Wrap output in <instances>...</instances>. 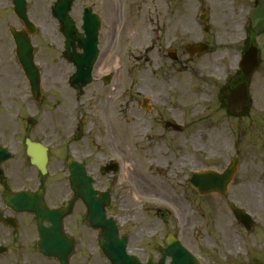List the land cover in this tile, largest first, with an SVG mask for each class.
<instances>
[{
    "label": "flooded vegetation",
    "instance_id": "flooded-vegetation-1",
    "mask_svg": "<svg viewBox=\"0 0 264 264\" xmlns=\"http://www.w3.org/2000/svg\"><path fill=\"white\" fill-rule=\"evenodd\" d=\"M138 1L139 6L130 5ZM179 3L173 6L174 0H149L146 4L145 0H97L88 6L111 16L112 31H119L123 16L136 8V22L143 29L149 27L153 33L164 36L162 47H151V70L153 74L159 70L160 78H167L178 66L198 77L205 72L202 79H212L213 85H217L221 107L226 108L223 97L243 83L249 99L247 108L255 106L254 100L261 99L264 104V0H179ZM76 8L77 2L70 7L71 15ZM109 36L113 40L115 34ZM64 41L59 32L55 54L47 53L46 45L32 41L33 64L39 76L35 89L15 56L14 41L0 39V264H108L98 246L100 234L86 225L76 230L77 203L61 220L60 231L57 229L71 195L68 183L62 182L70 159L81 163L88 174L101 171L108 162L104 160L110 155L108 149L118 151L125 161L121 136L110 143L111 138L102 142L100 134H90L91 139L84 137L79 148L77 136L69 135L71 128L83 125L93 133L94 111L100 115L96 126L105 122L108 95L89 93L86 89L93 80L81 89L70 86L69 78L75 68L63 58ZM187 44L203 45L205 52L191 54ZM74 45L77 52V42ZM253 56L258 65L246 75L249 67L239 66V61L244 57L250 61ZM110 77L114 83L115 75ZM148 87L153 101L149 115L163 124L166 121L163 117L173 109L169 105L157 108L160 91L153 82ZM254 91L256 97L252 95ZM63 111L68 115L64 120L69 132L66 135ZM138 114L142 116L143 111ZM135 139L137 150L133 160L142 170L151 160L153 146L157 151L159 144L155 141L149 145L153 140L149 135H136ZM178 163L183 165L182 161ZM128 248L141 264H157V242L149 247L129 244ZM53 251L56 255H51Z\"/></svg>",
    "mask_w": 264,
    "mask_h": 264
},
{
    "label": "rangeland",
    "instance_id": "rangeland-1",
    "mask_svg": "<svg viewBox=\"0 0 264 264\" xmlns=\"http://www.w3.org/2000/svg\"><path fill=\"white\" fill-rule=\"evenodd\" d=\"M96 1L89 0L86 3L95 4ZM146 1L149 0H145V4ZM51 2L27 0V7L29 18L39 28L33 40L46 45L47 53L55 54L57 34L48 12ZM82 4L79 1L77 8L72 10L78 23ZM140 4L138 1L130 5ZM136 10L132 9L129 15L123 17L122 25L128 26L122 31H112L109 24L111 16L100 13L103 18L99 35L101 56L93 74V83L86 90L91 94L108 95V114L105 122L96 126L100 115L97 111L93 112V133L88 132L85 125L77 131L76 126L71 128L69 135L76 133L79 148L82 147L81 141H85L84 137L88 136L86 139L90 140V134H100L102 142L111 138L110 143L125 135L121 147L125 145L124 150H134L132 137L142 131V126L157 129V123L150 122L151 117L144 115L142 118L135 115L134 111L142 97L138 89L141 94L147 95L151 76L144 55L141 57L140 53L141 46H145L147 41L142 38L143 27L136 22ZM8 26L18 28L20 23L11 11L10 0H0V39H9ZM110 34H115L113 40ZM106 70L116 75L111 86L101 83V72ZM203 74L205 72L198 77L196 74L175 71L169 75V79H164L166 82L161 84L159 90L164 95L159 96L162 102L174 108L166 118L183 121L185 130L181 133L171 131L163 136H158L159 133L155 135L157 144H160L157 151L153 146L150 172L137 175L134 183L123 181V177L129 176L128 173L111 177L108 187L113 192V206L108 215H113V210L125 213L116 204L120 201L121 206L127 204L129 210L126 211V217L132 221L123 223L121 219H116L120 224V233L131 234L130 246L135 243L140 246L142 242L143 246L148 247L151 243H159L163 235L173 232L178 234L201 264H247L253 261L264 264V125L251 119L258 115L256 106L264 108V104L261 99L254 100L256 106H252L250 114L234 120L215 102L217 87L207 84L202 79ZM113 87L116 89L112 90ZM252 95L256 97V91ZM99 108L102 106L99 105ZM64 113L63 134L66 135L69 132H66L64 120L68 115ZM260 117L264 120L263 111ZM183 137H187L188 141ZM194 140L196 143H193ZM108 151L109 156L118 155V151ZM233 156L239 158L240 164L227 196L197 197L187 185V177L192 172L190 168L221 172ZM179 161L183 165H179ZM129 162L133 168L140 167L135 159ZM179 167L182 168L177 174ZM229 202H234L251 215L254 221L251 231H245L234 220L228 207ZM159 207H166L168 215L160 218L156 209ZM150 235L154 236L155 241H150Z\"/></svg>",
    "mask_w": 264,
    "mask_h": 264
},
{
    "label": "water",
    "instance_id": "water-1",
    "mask_svg": "<svg viewBox=\"0 0 264 264\" xmlns=\"http://www.w3.org/2000/svg\"><path fill=\"white\" fill-rule=\"evenodd\" d=\"M67 2L71 0H66ZM15 5V13L16 15L22 20V22L25 24V26L28 28V30L32 33L34 31V28L32 24L29 22L26 10H25V1L24 0H14ZM59 5V3H58ZM57 5V8H58ZM65 10V9H64ZM58 16V15H57ZM63 16L66 17L65 12H63ZM59 17V16H58ZM94 17L89 15L88 12L85 13L84 16V25L83 29L85 32L86 37L84 39H81L83 36L79 35V43L82 46L84 53L82 55H72L71 59L77 66V73L75 74V78L72 79L73 86L78 87L75 85L77 82H81L82 85H85L90 80V72L92 65L96 59L97 56V50H96V35H97V29L98 24L97 21L93 19ZM65 24V23H64ZM62 32L68 37V34L74 30L72 25H63ZM11 33L13 38L16 41L17 44V56L19 57V60L21 62L27 63L26 56L29 55L30 50V43L28 42V37L25 34H19L16 33L13 29H11ZM69 43L66 44V52L65 55H69ZM27 71H29V74L32 75L31 67L26 68ZM80 171L78 172L77 176L74 177L75 174H72L70 177V182L75 185L76 182L81 181L80 183H84L86 179H84V171L82 168L77 167ZM237 168V161L233 160L229 167L221 174H218L213 171H207L205 173H195L192 175V185L200 194H209V193H219L220 195H224L227 189L228 183L231 181L233 175L235 174ZM81 192L80 190L78 193ZM87 192H90L91 195L89 197L88 202L86 199H84V202L88 203V210L90 209L92 213L90 216H94V212L96 209L102 210V207H99L98 200L95 199L96 194L94 191L91 190V187L87 189ZM89 193V194H90ZM100 200H102L101 197H99ZM233 212L235 214V217L246 227V229L251 228V224L248 221V216L240 212L238 209H235L234 206H232ZM89 220V218H88ZM107 224V222H106ZM97 226H101V222L96 223ZM104 225V224H103ZM109 226L107 227L106 231H109L108 234H117L116 227L113 225L112 222H109ZM107 234V232H106ZM171 246V248H170ZM125 243H121L119 246V250L116 252H110L109 255L111 257V261L113 264H122L123 259L125 257ZM163 257L159 261V264L164 263V255L168 254L172 257L171 264H198L191 255L187 254L177 243H174L172 245L171 243H167V247L165 249L160 250ZM257 264V263H255Z\"/></svg>",
    "mask_w": 264,
    "mask_h": 264
}]
</instances>
